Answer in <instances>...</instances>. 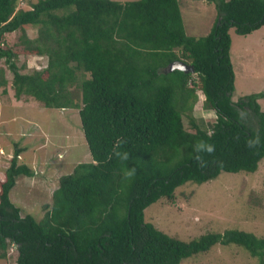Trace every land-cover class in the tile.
I'll use <instances>...</instances> for the list:
<instances>
[{
    "label": "trees",
    "instance_id": "obj_1",
    "mask_svg": "<svg viewBox=\"0 0 264 264\" xmlns=\"http://www.w3.org/2000/svg\"><path fill=\"white\" fill-rule=\"evenodd\" d=\"M211 1L215 22L195 36L186 31L181 0H36L29 7L0 0V59L13 73L15 97L79 109L93 160L60 177L37 219L10 199L17 178L34 175L20 161L24 148L15 149L0 173V260L14 245L16 264H181L217 243L264 258V237L252 232L229 229L184 241L145 220L148 206L174 199L188 181L255 172L264 158V91L233 100L230 34L263 28L264 0ZM33 27L34 38L27 32ZM18 30V49L5 46L7 34ZM20 53L47 56V66L22 72ZM175 60L195 70H169ZM7 83L1 68L0 86ZM198 91L217 117L211 129L191 119L188 130L183 117L194 110ZM249 110L252 117H245ZM257 137L260 144L249 148ZM201 142L214 152L198 150ZM129 169L135 174L125 179Z\"/></svg>",
    "mask_w": 264,
    "mask_h": 264
},
{
    "label": "rangeland",
    "instance_id": "obj_2",
    "mask_svg": "<svg viewBox=\"0 0 264 264\" xmlns=\"http://www.w3.org/2000/svg\"><path fill=\"white\" fill-rule=\"evenodd\" d=\"M22 0L23 7H29ZM129 1V0H118ZM186 31L195 36L208 34L213 17L217 16L211 0H181ZM30 37L38 27L27 28ZM22 31L8 33L7 47L18 49ZM231 59L235 71L233 100L264 91V27L250 36L240 35L231 28ZM17 63L22 72L44 69L47 56L20 53ZM7 85L0 86V173L10 163L15 149L24 148L20 161L28 163L34 175L19 176L10 199L21 208V214L43 217L46 204H51L60 177L75 166L91 162L92 156L81 126L79 109L48 108L33 97L17 99L12 88L13 73L0 59ZM197 79V76H194ZM6 89V90H5ZM5 91V92H4ZM189 115H184L186 129L193 130L191 119L211 129L216 113L206 109L199 100ZM259 102L264 110V98ZM207 115V119L202 113ZM252 111L245 117H252ZM145 220L165 233L184 241L198 239L210 233L239 229L264 237V158L255 172L222 171L218 177L196 183L188 181L175 190L174 199L163 197L145 209ZM17 250L10 248L9 257L0 264H16ZM181 264H264V258L252 255L244 246L230 243L215 244L206 252L193 254Z\"/></svg>",
    "mask_w": 264,
    "mask_h": 264
},
{
    "label": "clouds",
    "instance_id": "obj_3",
    "mask_svg": "<svg viewBox=\"0 0 264 264\" xmlns=\"http://www.w3.org/2000/svg\"><path fill=\"white\" fill-rule=\"evenodd\" d=\"M199 100L200 101H204L206 100V96L203 95V94H199ZM207 115H214V112L212 113H209V114H204L202 113V116H204L205 119H207ZM260 144V140H259V137H257L255 140H250L248 142V147L249 148H255L257 147L258 145ZM198 150H206L209 154H211L212 152H214V146L213 145H205L204 143H200L198 146H197ZM117 156H120V153L117 152L116 153ZM123 159H127V154L125 153L122 157ZM199 159V158H198ZM135 174V169H129V170H126L124 172V177L125 179H130L133 175Z\"/></svg>",
    "mask_w": 264,
    "mask_h": 264
},
{
    "label": "water",
    "instance_id": "obj_4",
    "mask_svg": "<svg viewBox=\"0 0 264 264\" xmlns=\"http://www.w3.org/2000/svg\"><path fill=\"white\" fill-rule=\"evenodd\" d=\"M176 68L181 69L185 72H193L195 70L192 64H188L182 60H175L169 66V70H174Z\"/></svg>",
    "mask_w": 264,
    "mask_h": 264
},
{
    "label": "crops",
    "instance_id": "obj_5",
    "mask_svg": "<svg viewBox=\"0 0 264 264\" xmlns=\"http://www.w3.org/2000/svg\"><path fill=\"white\" fill-rule=\"evenodd\" d=\"M216 14H217V13H216ZM213 18H214V19L212 20V23H211V26H210L211 28H212V26H213V24H214V22H215L216 16L213 17ZM211 28H210V29H211ZM260 29H261V28H260ZM260 29H258V30H260ZM256 31H257V30H256ZM252 33H253V32H252ZM250 35H251V34H249L248 36H250Z\"/></svg>",
    "mask_w": 264,
    "mask_h": 264
}]
</instances>
